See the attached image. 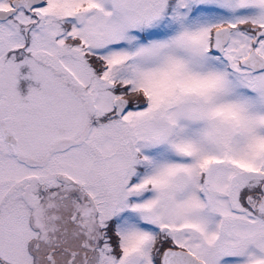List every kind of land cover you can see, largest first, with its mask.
Wrapping results in <instances>:
<instances>
[{"label": "snow or ice", "instance_id": "obj_1", "mask_svg": "<svg viewBox=\"0 0 264 264\" xmlns=\"http://www.w3.org/2000/svg\"><path fill=\"white\" fill-rule=\"evenodd\" d=\"M0 264H264V0H0Z\"/></svg>", "mask_w": 264, "mask_h": 264}]
</instances>
